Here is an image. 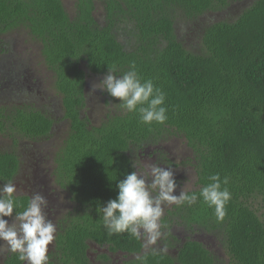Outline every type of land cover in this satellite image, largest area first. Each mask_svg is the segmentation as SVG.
Wrapping results in <instances>:
<instances>
[{"label":"trees","instance_id":"obj_1","mask_svg":"<svg viewBox=\"0 0 264 264\" xmlns=\"http://www.w3.org/2000/svg\"><path fill=\"white\" fill-rule=\"evenodd\" d=\"M235 1L244 0H76L73 17L63 0H0V55L8 53L2 37L16 31L40 44L64 115L56 118L46 107L3 108L0 135L16 144L42 142L53 139L57 123L68 125L54 174L76 206L47 264H97L90 258L92 243L137 256L127 264H264V0L245 2L230 20H206ZM181 25L200 26L201 54L185 48L177 33ZM133 62L142 81L151 79L164 91L167 120L142 124L138 113L121 111V101L103 91L109 114L95 125L86 114L88 81L102 80L113 63L121 75ZM172 138L184 140L192 152L184 164L197 175L192 192L218 173L229 177L231 199L222 221L202 199L178 205L170 228L179 226L192 237L184 244L169 237L176 241L169 240L174 254H145L141 241L127 233L110 235L97 208L117 197V183L136 170L140 154H164ZM20 164L16 153H0V184L13 181ZM29 198L17 196L18 210ZM199 234L217 239L224 258L192 239ZM101 260L112 261L107 255ZM5 264L24 262L13 253Z\"/></svg>","mask_w":264,"mask_h":264},{"label":"clouds","instance_id":"obj_2","mask_svg":"<svg viewBox=\"0 0 264 264\" xmlns=\"http://www.w3.org/2000/svg\"><path fill=\"white\" fill-rule=\"evenodd\" d=\"M118 71L117 64L108 65L107 75L99 84L93 85V92L106 91L112 98L120 100L116 106L124 112L138 113L142 124L164 123L168 118L164 91L151 79L142 81L134 62L121 75H116ZM133 167L136 170L125 174V178L117 183V197L97 208L110 235L127 233L141 241L145 250L167 254L166 245L159 247L164 236L161 219L166 205L191 206L202 199L214 209L217 220L225 218L226 204L231 199L227 187L229 177L221 179L220 174H212L198 194L183 188L179 195H174L177 184L171 167L146 164L140 159L134 161ZM17 192L12 181L0 186V241L3 242L0 253L18 254L24 264H47L49 246L54 243L57 232L56 224L44 212L48 206L47 198L41 192H34L23 210H18ZM5 217L12 218L11 223Z\"/></svg>","mask_w":264,"mask_h":264},{"label":"rangeland","instance_id":"obj_3","mask_svg":"<svg viewBox=\"0 0 264 264\" xmlns=\"http://www.w3.org/2000/svg\"><path fill=\"white\" fill-rule=\"evenodd\" d=\"M250 1L251 3L255 2V0H244L241 2L235 1L232 3L230 10H227L226 13L220 14L217 12L210 14L208 16L209 19L206 20H209L210 23L222 22L227 19L230 20V17H232L234 13H240L245 9ZM63 2L68 13L74 17L76 14V0H63ZM245 2H248L246 6L244 4ZM102 15V5L98 4L96 18L101 21ZM177 33L189 52L193 54H201L203 46L200 26L197 27L196 25H190L186 27L185 25H181ZM2 40L6 42L8 53L0 55V78H3V84L0 83V109L7 107L12 108L11 106L46 107L49 111H52V114L55 117L64 119L63 111L61 109V101L55 90V77L45 66L41 56L40 44L33 42L29 34L25 31L10 33L2 37ZM16 80L22 82L23 88H21L22 86L15 88L11 84ZM100 81V79L96 78L90 79L88 81L87 89L89 103L87 104L88 107L86 109V114L89 115L95 125L102 124L109 114V108L102 98L103 91L96 90L93 92V85L99 84ZM4 93L10 94L9 97L11 100L7 99L8 97H5L6 100L2 99ZM12 97L14 98V101L12 100ZM7 100H9V102ZM59 125V132L53 137V139L42 142L18 140V143L15 145L14 143L16 142L13 138L0 136L1 151H7L10 153L17 152L18 154L23 155L24 165L28 171L27 174H24L27 180L28 178L34 177V175L37 176V179H39L38 176H42L44 187L42 191L40 190L41 194L45 195V197L50 199L52 204L55 205L56 212L58 213V221L64 219L67 214L75 210L71 195L68 192L59 189L51 176L54 174L57 153L60 151V145H62L63 139L68 130L67 122L62 120ZM163 147L166 152L161 158L166 162L168 159H171L174 165H178V168L176 169L171 168L177 184L175 195H179L183 188L189 193L197 190L198 179L196 172L190 166H184V164H187L188 160L192 157V152L187 146V143L182 139L172 138V140L165 142ZM165 168H169V166H166ZM20 181L21 180H19L18 183H21ZM18 191H20V188ZM174 205L176 204L166 205L164 207V215L170 214ZM255 206L261 211L260 202L255 203ZM171 219L175 220L173 217ZM9 222L11 223V220H9ZM184 231V229L176 226L172 233L185 235ZM179 238L189 239L190 237ZM192 239L204 243L209 250L216 253L220 258H224L223 247L214 237L199 234ZM163 240L160 241L161 245L159 244V247H161L163 243H166L168 250L172 251L174 254L176 251L170 248L172 246L169 247L167 245H171L172 243H169L168 240L167 242H162ZM51 249L52 245L49 246L48 254ZM5 252L6 251H4L2 255H4ZM104 254H107L106 249L98 250L97 248H93V250L90 251V258L97 264H103L104 262L101 260V256ZM134 259L135 258L132 260ZM129 260L130 257L127 255H119L118 257L113 258L115 264H125ZM1 261L2 260L0 259V263Z\"/></svg>","mask_w":264,"mask_h":264},{"label":"flooded vegetation","instance_id":"obj_4","mask_svg":"<svg viewBox=\"0 0 264 264\" xmlns=\"http://www.w3.org/2000/svg\"><path fill=\"white\" fill-rule=\"evenodd\" d=\"M250 3H251V1H250ZM3 82V78H0V83H2ZM3 84V83H2ZM9 84V83H8ZM15 88H18V87H20V86H22L21 88H23V84H22V82L20 81V80H16V81H14L13 83H11ZM21 90V89H20ZM7 93H9V92H7ZM9 95L10 94H6V93H4L3 94V96H2V99H5L6 100V98L7 99H9V100H11V98L9 97ZM6 97V98H5ZM14 98L12 97V100H13ZM9 100H7L8 102H9ZM1 101H4V100H1ZM14 101V100H13ZM29 108H38V109H41V107H38V106H29ZM50 113L52 114V111H50ZM56 118H59V117H56ZM59 127H60V125H58V123L54 126V128H53V131H52V134L53 135H56L58 132H59ZM0 136H3V135H0ZM15 145H16V143H14ZM7 151H1L0 150V153H6ZM11 153H16L17 154V156L19 157V159H20V162H21V166H20V171H19V174L15 177V179L12 181V182H14L15 184H16V187H17V189H19L20 188V191H18L17 192V196L18 197H20V196H28V197H31V195L34 193V192H41L42 190H43V187H44V183L42 182V176L41 177H39L38 176V178L39 179H37V176H35L34 175V177H32V178H28V180L25 178V175L24 174H27L28 173V171H27V168L25 167V163H24V160H23V155L22 154H18L17 152H11ZM164 154H154V155H152V153H150V152H147V154L146 155H142V154H140V156H139V159L143 162V163H159L160 164V166L161 167H166V166H169V167H171L172 169H176L177 167H172L170 164H169V162H168V160H167V162L165 161V160H163L161 157L163 156ZM164 163V164H163ZM175 166H177V165H175ZM55 169V168H54ZM173 171V170H172ZM52 176V179L54 180V182L57 184V186L59 187V189H61L62 191H65V192H67L66 190H63L59 185H58V183H57V180H56V177H55V174H52L51 175ZM22 177V178H21ZM19 180H21L20 182L21 183H18L19 182ZM3 184H0V186H2ZM20 186V187H19ZM41 190V191H40ZM174 195H175V193H174ZM45 196V195H44ZM47 201H48V206L44 209V212H45V215L49 218V219H51V220H53V222L56 224V227H57V232H56V239H57V237H59V234H60V232H62V227L63 226H65V221H66V219H67V216L68 215H70V213L71 212H73V211H71L69 214H67V216L64 218V219H60L59 221H58V213L56 212V208H55V205L54 204H52V202H51V200L50 199H48L47 198ZM73 202V201H72ZM74 205H75V203H74ZM76 206V205H75ZM178 205H174L173 206V211L171 212L170 211V214H167V215H164L163 217H162V219H161V223H162V232L164 233V236H163V238H162V240L164 239L166 242H167V240L169 241H171L172 243H173V245H176L175 244V240H173L172 238H169V237H192L191 235H187L186 233H185V235L184 234H182V235H177V234H174V233H172V231L174 230V228H170V223H169V221L168 220H171V218L173 217V219L176 217V207H177ZM6 220H12V218H5ZM70 223H71V221H70ZM56 239H55V241H54V243L52 244V249H51V251H50V253L48 254V256L49 255H51V253H53L54 251H55V248H56ZM180 239V238H179ZM181 241H182V243L184 244V243H186V241H187V238H183V239H180ZM165 241H163V242H165ZM3 242L1 241L0 242V244H2ZM92 246V249L91 250H93V248H97L98 250H104V249H106L107 250V254H104V255H102V256H105V255H107V256H109L110 258H111V264H115V262L113 261V258L114 257H118L119 255H126V254H123V253H121V254H113V253H111L110 251H109V249L108 248H102V247H100V246H98V245H96V244H91ZM161 245V244H160ZM164 245H166V243H163L162 244V246L160 247V248H163V246ZM169 247H170V245L169 244H167ZM51 246V245H50ZM144 252H145V254L146 253H150V252H152L151 250H149V251H146L145 249H144ZM167 253H170V254H173V252L172 251H170V250H168V252ZM13 253H11V252H9V251H6L5 252V254L4 255H2V253H0V259L2 260L1 261V263L0 264H5L6 263V261H7V259L9 258V256H11ZM101 256V257H102ZM127 256H129L130 257V260L129 261H127L125 264H127L128 262H130V261H133L132 259L133 258H136L137 256H130V255H127ZM109 264V263H108Z\"/></svg>","mask_w":264,"mask_h":264}]
</instances>
